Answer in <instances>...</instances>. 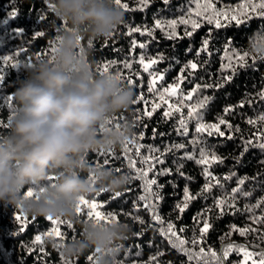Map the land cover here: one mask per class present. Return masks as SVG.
<instances>
[{
  "label": "trees",
  "instance_id": "16d2710c",
  "mask_svg": "<svg viewBox=\"0 0 264 264\" xmlns=\"http://www.w3.org/2000/svg\"><path fill=\"white\" fill-rule=\"evenodd\" d=\"M206 2L208 0H199L201 4ZM246 2L248 0H211L215 9L225 12L238 9ZM196 3L197 0H167V3L165 0H147L145 5L141 0H122V4L128 5L127 9L122 8L124 23L112 36L98 40L84 37L82 40V47L90 49L88 59L94 70L103 73V65L114 62L108 72L121 75L123 82L135 93V104L117 114L112 121L117 125L121 122L132 125L133 135L129 139L132 143L127 145L130 150L126 152L123 144L114 151L87 156L92 164L104 165L107 159L109 163L105 167L119 168V174L130 177L118 198L113 199L115 192L99 186L98 191L86 197L102 202L101 211L112 213L117 221L131 226L128 238L119 244L118 264H204L203 260H189L185 253L172 247L169 238L159 231L162 226L152 219L150 210L144 207L145 202L139 199L145 195L144 180L129 167V159L136 161L137 168L147 169L149 165L143 163V157L149 155L162 161L153 160L151 163L155 166L148 172L147 179L157 181L152 185V192L160 196L159 200L153 196L152 203L165 221L164 227L171 221L178 233L179 229H184L182 238L189 241L185 247L194 252H199L200 248L205 252L211 249L220 256L229 243L250 245V251L264 250L261 239L264 222L253 220V217H264V204L260 203L264 200V148L255 146L257 135L264 128V122L259 120L264 116V97L260 95L264 93V17L249 9L247 17L250 18L238 17L243 23L221 17L222 26L216 27L203 15H195L196 11H201L196 8ZM13 12L15 16H12ZM188 18L198 23L195 30L191 24L179 22L174 30L167 27L173 19ZM157 20L164 27L156 28ZM63 27V22L54 14L51 0H0V57H12L8 62L0 59V76H3L0 81V135L9 131V119L18 103L13 94L19 80L27 76L25 69L40 59L52 58V49ZM134 28H140L141 32L129 34ZM145 28L152 34L144 33ZM173 31L174 38H169ZM186 31L191 35H186ZM205 40L208 41L206 51L203 50ZM133 41L136 47H133ZM139 44L146 47L141 48ZM244 53L248 55L242 65L236 54ZM140 56H144L146 62L151 59L158 62L144 71L139 64ZM230 61L232 66L228 67ZM125 62L130 63L131 68H125ZM191 63H196L197 68H189ZM181 73L184 79L179 95L165 99L169 104H182V111H173L169 117H164L168 105L159 99L158 93L176 84ZM152 74H163V79L155 84V92L149 91ZM226 77L231 79L225 81ZM218 84L221 86L217 87ZM196 85L201 88L193 93L191 100L181 99L192 93ZM204 97L208 98V103L198 109L202 120L195 116L187 119L185 134L180 120L188 116L190 106L197 105ZM153 103L160 106L151 116L144 115L145 108L151 111ZM227 108L232 111L225 112ZM220 118L232 125L231 128L220 125L223 136L196 132L199 122L215 124ZM250 119L257 123L250 124ZM249 140L252 145L247 143ZM136 145H142L139 155ZM176 145L184 147L176 148ZM201 151L214 154L220 160L203 165L199 163ZM208 172L211 176L206 174ZM241 180L244 181L242 185ZM206 184L212 185L210 191H204ZM185 189L195 199L180 213L176 206L182 204ZM237 189L239 191H235ZM221 199L228 201L223 211L217 206ZM87 211L82 207L78 214L81 222L88 219ZM17 215L21 217L20 221L16 220ZM205 220L210 225L209 230L202 242L194 246L190 242L194 237L200 238ZM233 226L257 231L242 236L233 231ZM54 227L60 229L62 240H70L81 231L80 223L72 220L59 218L53 225L44 217L26 215L22 209L0 202V264H65L58 248L48 242L61 240L46 235ZM38 235L40 242L35 239ZM93 253L89 250L70 264H92L87 257ZM242 261V254L233 251L223 264H242ZM209 264H218V261L209 258Z\"/></svg>",
  "mask_w": 264,
  "mask_h": 264
},
{
  "label": "clouds",
  "instance_id": "9594fccd",
  "mask_svg": "<svg viewBox=\"0 0 264 264\" xmlns=\"http://www.w3.org/2000/svg\"><path fill=\"white\" fill-rule=\"evenodd\" d=\"M60 29L52 58L29 65L13 96L15 113L9 131L0 135V202L35 217L63 218L80 223L70 240H49L68 262L93 250L96 264H118L119 244L131 226L121 221H80L81 198L98 187L119 192L130 177L89 153H107L133 135L132 125L112 123L135 104L134 90L118 74H98L82 40L105 39L124 23L114 0H51ZM86 174V175H82ZM31 193V195H28Z\"/></svg>",
  "mask_w": 264,
  "mask_h": 264
},
{
  "label": "snow or ice",
  "instance_id": "6c2138e0",
  "mask_svg": "<svg viewBox=\"0 0 264 264\" xmlns=\"http://www.w3.org/2000/svg\"><path fill=\"white\" fill-rule=\"evenodd\" d=\"M165 2L167 3V0H165ZM114 3L121 8H128L127 4H122V0H114ZM141 3L143 4H147V0H141ZM196 8L197 9H201V11H196L195 15L197 17H200L201 15L204 16V18L209 22V23H215L216 27H221V17H223L226 20H235L237 24L243 23L242 19H238V17H245V18H250L247 17V13L248 10L251 9V11L261 17H264V0H259V2H251V0H248V2L243 3L240 5V7L238 9H230L228 12H225L223 10H218L215 9L213 4L211 3V0H208V2L201 4L199 3V0H197L196 3ZM257 10H260L259 12H257ZM191 15V14H190ZM12 16H15V12L12 13ZM183 23V24H191V27L193 30H195L199 25L195 20H192L191 18L188 19H182L180 21H177L175 19L171 20L168 22L167 27L171 28V29H175V26L177 25V23ZM155 27L156 28H162L164 27L163 23L160 20H157L155 23ZM22 31V30H21ZM132 31L135 32H141L140 28H134V29H130V33ZM144 33H147L148 35H151L152 32L151 30L145 28L143 29ZM186 35H191V32L186 31L185 33ZM175 36V32H171L169 35V38H174ZM207 44L208 41L205 40L203 42V50H207ZM136 42L133 41V47H136ZM141 48L146 47L145 44H139L138 45ZM52 51H55V48L52 49ZM238 61L243 65L245 62V58L247 57V53H244L243 55H239L236 54ZM0 59H3L5 62H8L12 59V57L10 56H3L0 57ZM158 62L157 59H151L148 60L146 62L145 57L144 56H140L139 57V64L143 67L144 71H148L149 68L152 67V65L156 64ZM114 63V62H109L108 64H104L102 67V72H108L110 64ZM16 66V65H14ZM231 61L229 62L228 67H231ZM124 67L125 68H131V64L125 62L124 63ZM189 68L191 69H196L197 68V64L196 63H191L188 65ZM119 78H122L121 75L118 74ZM163 79V74H152V84L149 87V91L151 92H155V84L157 82V80H162ZM184 76L183 73L180 74V77L178 79V82L174 85H170L168 88L163 89V91L159 92V99L161 101H163L165 104L168 105V109L163 113L164 117H169L173 111L175 112H181L182 111V104L177 103L176 105L173 104H169L168 101L165 99V97H173V96H178L179 95V87H180V83L183 82ZM231 77H226L225 81L230 80ZM3 80V76H0V81ZM129 83H132L131 79L128 80ZM212 85H205V87H211ZM217 87L221 86V85H216ZM201 88V85H196L194 87V89L192 90V93H189L186 97H181V99H188L191 100L192 99V95L193 93H195L197 90H199ZM262 97H264V93L260 94ZM141 99H143V97H141ZM208 103V98L204 97L197 105L195 106H190L189 108V112H188V116L186 118H183L180 120V127L184 130V133L186 134L187 132V128H186V120L187 119H191L194 116L198 119V120H202V117H200V114L198 112L199 108L204 107L206 104ZM160 105L157 103H153L152 104V109L151 111H148L147 108H145L144 111V115L147 116H151L152 113L156 110V108H158ZM243 106V105H241ZM232 111L231 108H227L225 109V112H230ZM259 120L261 122H264V116L259 117ZM250 124H256L257 121L256 120H249L248 121ZM220 125H226L227 127L231 128L232 125L228 124V122L226 120H224L223 118H220L218 123L215 124H205L203 122H199L197 127H196V132L197 133H204L207 132L208 135H213L218 134L220 136L224 135V132L220 131ZM142 138V137H141ZM231 138V137H229ZM264 128L260 129L258 135H257V143L255 146H259L260 148H264ZM132 141L127 140L124 144H125V149L126 152L129 151L130 149H128L127 145L131 144ZM249 145H252V141L249 140L247 142ZM142 147V145H136V154L139 155L140 154V148ZM176 148H183L184 145H176ZM171 150V149H169ZM150 151L152 152H158V149H150ZM191 158V157H189ZM155 160L158 163H162V161L159 160L158 157L149 155V156H145L143 157V163L149 165V167L147 169L145 168H137L136 167V161L134 159H129V167L132 169H135V171L138 174V178L144 180V191H145V195L140 196L139 199L144 201V207L148 208L152 214V219L154 221H156L158 224H160L162 227L159 229L160 233L164 236H167L169 238L170 243L172 244V247L174 248H178L181 252L185 253L189 260H203L204 264H209V258L211 260H215L218 261V264H223V260L225 258H227L230 253H232L233 251L237 252V253H241L243 256V261L242 264H264V250H260V251H250L249 248L251 247L250 245H238L235 243H229L227 244L222 252V256L218 255L215 251L209 249L208 252H205V250L203 248H200L199 252H194L192 251L190 248L185 247V245L189 244V241L182 238V233L184 231L183 228L179 229V233L176 229V226L174 223H172L171 221L167 222L166 227H164L165 225V221L163 220L162 217H160V215L158 214L156 205L154 203H152V197L154 196L156 198V200L160 199V196L158 193H153L152 192V185H156L157 181L156 179H147L148 177V172L152 170V168H154V164H152L151 162ZM220 160L219 157H216L214 154H210L206 151H201L200 154V160L199 163L203 164V165H209L212 162L218 161ZM109 163V161L107 159L104 160V165L107 166ZM113 172L119 174L120 173V169L119 168H115L112 169ZM164 174V173H161ZM208 176H211V173L208 172L206 173ZM239 183L242 185L244 183L243 180L239 181ZM212 185L211 184H206L204 191H210ZM235 191H239V189L235 190ZM245 195H248V193H244ZM28 195H31V193H28ZM122 195L121 192H115L114 193V197L118 198ZM195 199V197L188 192L187 189H185V196H184V200L182 202V204H178L176 207L179 209L180 213H183L185 211V209L188 207V203L192 200ZM228 201L227 199H221L218 201L217 206L221 209V211H223L225 204H227ZM261 204H264V200L260 201ZM82 206L86 209H88L87 211V217L89 220H96L97 222L100 221H107V222H111V221H115L117 220L116 216L112 213H108L105 214L103 211H101L100 209H102L104 207V204L102 202H97V201H89L86 198H81L79 205L77 206V213H81L82 212ZM257 207H259V204L257 205ZM21 217L19 215L16 216V220L20 221ZM58 219H53L52 217H48L47 220L51 221L53 225H56L58 223ZM253 220L256 223H261L264 222V217H253ZM60 223H63V221H60ZM142 223V221H141ZM69 227H71V225H69ZM210 225L207 223V221L205 220L204 222V226L203 228L200 230L201 235L200 238H193L191 240V244L196 246L199 245L204 237V234H206L209 230ZM23 229H21L22 231ZM233 231H237L240 233V235H246L252 231H257L256 229L253 228H236L235 226H233ZM47 236L52 237H60L61 240L63 239V235L60 231V229L58 227H54L52 228L50 231H48L46 233ZM37 242L41 241V236H36L35 237ZM261 239L264 240V236H261ZM88 261L92 262V264H96V253L94 252L92 255H89L87 257ZM152 259H156V257H153ZM65 264H70V262H65Z\"/></svg>",
  "mask_w": 264,
  "mask_h": 264
},
{
  "label": "rangeland",
  "instance_id": "374dc122",
  "mask_svg": "<svg viewBox=\"0 0 264 264\" xmlns=\"http://www.w3.org/2000/svg\"><path fill=\"white\" fill-rule=\"evenodd\" d=\"M87 199V198H86ZM89 201H91V200H89ZM83 207V206H82Z\"/></svg>",
  "mask_w": 264,
  "mask_h": 264
}]
</instances>
